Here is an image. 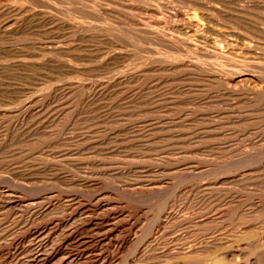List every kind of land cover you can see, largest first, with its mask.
<instances>
[{
    "label": "rangeland",
    "instance_id": "1",
    "mask_svg": "<svg viewBox=\"0 0 264 264\" xmlns=\"http://www.w3.org/2000/svg\"><path fill=\"white\" fill-rule=\"evenodd\" d=\"M262 75L264 0H0V264H264Z\"/></svg>",
    "mask_w": 264,
    "mask_h": 264
},
{
    "label": "bare ground",
    "instance_id": "2",
    "mask_svg": "<svg viewBox=\"0 0 264 264\" xmlns=\"http://www.w3.org/2000/svg\"><path fill=\"white\" fill-rule=\"evenodd\" d=\"M118 1V0H117ZM126 0H124V2H125ZM115 2V1H114ZM199 2H201V1H199ZM196 5H199V6H201V4L200 3H196ZM204 7V6H203ZM221 7V6H220ZM203 18V17H202ZM237 19V18H236ZM221 35V34H220ZM221 37V36H220ZM221 40V39H220ZM220 42V41H219ZM218 42V43H219ZM223 45V48L221 49V50H215V48H214V52H213V54H215L214 56H216V58L217 59H220V60H226V59H228V60H232V59H234V60H236V58L233 56L234 55V53L233 52H231V51H225L224 50V48H227L228 46H229V40L224 36V35H222V41H221V46ZM220 46V45H219ZM234 50V49H233ZM240 55V54H239ZM261 56V55H260ZM232 62V61H231ZM235 62V61H234ZM236 63H238V62H236ZM243 64V63H242ZM235 66V65H234ZM242 66H244V65H242ZM241 66V67H242ZM246 66V65H245ZM244 66V68H246ZM240 70H241V68H240ZM242 71H244V69L242 68ZM244 72H246V71H244ZM259 76V75H258ZM262 76H264V75H262ZM261 77V76H260ZM145 78V77H144ZM262 79H264L263 77H262ZM259 95V94H258ZM12 108V107H11ZM69 158V157H68ZM263 172V171H262ZM214 208V206H211V205H209V204H207L206 205V207H205V209H207V210H205V211H208V210H211V209H213ZM204 211V210H203ZM260 212H263L264 213V203H262V205L260 206ZM90 222V221H89ZM217 224L218 223V221L216 222V221H214V220H207L206 221V223H205V225L204 226H206V225H214V224ZM211 227H214V226H211ZM211 227H209V228H211ZM215 227H217V226H215ZM250 229V228H249ZM76 230V229H75ZM206 230H208V229H206ZM240 234V233H239ZM66 235V237L64 238V241H66V243H69V242H71V240H72V238H73V236H74V233H70L69 232V234L67 233V234H65ZM76 239V238H75ZM73 240H74V238H73ZM72 240V241H73ZM263 242V244H264V240L262 241ZM119 243V242H118ZM263 247V246H262ZM252 248V247H251ZM62 250H63V248H62ZM198 252V251H197ZM88 253H91V251H87V253L85 252V254H88ZM63 253H62V251L59 249V248H55L52 252H51V254L50 255H45V256H42V257H38L37 259H41L40 261H38V262H40L41 264L43 263V264H47V263H49L50 262V260L53 258V257H55L56 255H62ZM67 255H68V253H67ZM190 255H193V253H188V254H178V255H171V257H187V256H190ZM195 255V254H194ZM222 256V255H221ZM82 257V256H81ZM239 259V258H238ZM210 264H236V262H235V259H234V256H227V254H225L224 255V257H215L213 260H212V262L210 263Z\"/></svg>",
    "mask_w": 264,
    "mask_h": 264
}]
</instances>
